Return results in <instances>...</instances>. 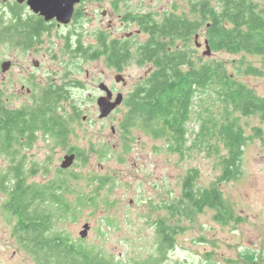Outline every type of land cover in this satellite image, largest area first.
<instances>
[{"label": "rangeland", "instance_id": "1", "mask_svg": "<svg viewBox=\"0 0 264 264\" xmlns=\"http://www.w3.org/2000/svg\"><path fill=\"white\" fill-rule=\"evenodd\" d=\"M198 1L81 2L77 7L80 21L77 18L63 32L70 33L73 45L80 39L85 58L83 55L66 54L67 51H58L56 54L46 51V46L51 43L49 38L34 54L41 63L36 72L39 84L47 85V81L60 83L64 77V80L81 85L72 88L75 97L73 103L81 108L82 116L74 126V134L67 145L84 151L87 160L83 163V160L76 158L67 170V177L72 173L78 174V182L71 180L69 184L83 195L85 204L80 207L73 205L75 220H69L59 227L64 228L74 239H81L79 234L83 226L88 224L90 228L84 238L86 244L96 246L125 264L156 256L159 240L155 233V223L169 220L170 214L165 206L177 202L182 184L189 175L195 176L194 187L198 190L220 191L229 217L225 224L220 223L216 218V210L204 208L203 212L192 216V221L187 218L181 220L179 225L182 229L174 240V247L168 251L167 260L161 264H264L262 114L241 116L232 111L231 107L217 102L213 91L208 90L195 100L187 123V140L181 151L167 140L152 139L140 130H133L128 136L129 150L124 152V141L118 131L126 111L124 102L109 117L99 118V84L107 85L115 97L119 93L123 94L125 101L149 71V66L138 64L136 57V47L144 43L148 36L135 23L126 21L125 17L151 14L155 21L160 22L165 15L174 13L193 19L191 6ZM15 2L0 0V7ZM260 4L264 5V1H260ZM102 10L113 16L114 28L108 33L115 32L114 36L129 40L131 45L133 57L120 70L125 83L115 82L117 74L109 70L105 59L91 62L88 58V53L99 47L98 33L107 30L106 22L101 23ZM129 33L132 36L126 38L125 35ZM194 42L195 39L192 40ZM199 42V53L203 54V36ZM56 43L55 39L54 47ZM16 57L12 46H0V64L3 60L14 61ZM211 57L226 60L229 72L264 99V64L260 58L225 53H215L207 58ZM234 62L249 63L259 69V73L240 75ZM47 76L49 78L45 81ZM18 106L19 102H14L8 107ZM229 122L242 131L245 144L239 149L240 160L232 176L222 179L231 153L223 135L224 127ZM103 146L108 147L110 152L106 157L96 154ZM68 147L56 146L51 138L39 135L38 141L31 148H23L20 153L24 157L27 171L32 167L37 168L36 174H30L27 182L43 184L52 180L68 154ZM8 165V160L4 156L0 157V176L7 172ZM100 179L108 181L101 190L98 188ZM4 198L0 196V264H36L13 236L15 221L3 209ZM67 198L74 202V196Z\"/></svg>", "mask_w": 264, "mask_h": 264}, {"label": "trees", "instance_id": "2", "mask_svg": "<svg viewBox=\"0 0 264 264\" xmlns=\"http://www.w3.org/2000/svg\"><path fill=\"white\" fill-rule=\"evenodd\" d=\"M86 1L101 0H81ZM260 1L264 0H200L191 6L193 19L174 13L165 15L160 22L151 14L125 17L148 36L136 47V57L138 64L149 66V71L124 101L126 111L118 128L124 152L129 150L128 136L133 130H140L152 139L167 140L181 151L187 140V123L195 100L208 90L213 91L217 102L241 116H264L263 100L229 72L227 61L207 58L197 47L203 36L211 55L258 57L264 64V5ZM77 18L80 21V15ZM42 24L39 19V31ZM1 28L0 25V32ZM196 36L197 42L192 43ZM99 40L102 39L98 37ZM99 44L102 49L103 40ZM106 54L109 63L116 64L118 70L133 57L129 40L118 41L116 50L110 51V44L107 45ZM82 55L85 58V53ZM239 63L234 62L238 74L258 75L256 67ZM78 85L69 82L65 87L49 86L39 91L31 104L18 109L4 107L0 101V157L4 156L9 163L7 172L0 176V196L5 197L3 209L15 221L13 236L36 264H125L86 244L85 239H74L59 227L75 220L73 205L80 207L84 203L83 195L69 184L71 180L78 182V174H69L68 178L67 170L60 169L52 180L43 184L27 182L37 168L27 171L21 150L31 148L39 135L51 138L56 146L68 147L74 126L82 116L81 108L73 103L72 88L81 86ZM223 135L231 151L222 176L228 179L238 166L239 149L245 144V138L231 122L224 127ZM67 153H75L77 159L86 163L84 151L68 147ZM96 154L106 157L110 152L103 146ZM98 182L100 190L108 184L102 179ZM194 182V175L185 178L180 198L165 206L169 220L155 223L159 240L156 256L133 264L166 261L182 229L180 221L184 218L192 221V216L204 208L216 210L217 220L225 224L229 214L220 191L198 190ZM68 196H74V202Z\"/></svg>", "mask_w": 264, "mask_h": 264}, {"label": "flooded vegetation", "instance_id": "3", "mask_svg": "<svg viewBox=\"0 0 264 264\" xmlns=\"http://www.w3.org/2000/svg\"><path fill=\"white\" fill-rule=\"evenodd\" d=\"M77 7L78 5L75 6L71 22L67 25L60 24L56 20L46 22L40 15L35 14L26 2L22 4L16 2L9 3L0 7V25L2 27L0 32V46H6L9 44L17 54L14 61L3 60L0 64V101L2 102V106L10 107L14 102H19L18 107L10 108L18 109L27 104H31L37 98L39 91L46 90L49 86H55L58 88L62 86L65 87L68 84L69 81L66 79L64 80V77L60 83L57 82L58 84L54 82L50 83L47 81L49 76L44 78L45 81H47V85L39 84L36 72L41 63L37 61L34 54L37 53L38 49L47 42L48 38L51 43L46 46V51H52L54 54L58 53V51H67L66 54L73 56H81L85 53L80 39H78L76 45H73L70 33L63 32L76 21L77 15H80L77 11ZM39 19L43 22V27L40 31L37 29ZM112 19V14H108L105 10H102L101 23L104 24L106 22L107 30L98 33V37L103 40L104 47L101 49V44H99V42L102 43V40H99V47L91 53H88V55L93 57L90 59L91 62H100L102 59H105L106 65L110 67L109 70L116 74H121V71L118 70L116 64L109 63L106 54L107 45L110 44V51L112 48L116 50L118 41L127 40L124 38L118 39L114 36L115 32L108 33V31H111L114 28ZM74 33L76 32L74 31ZM55 39L57 40L56 47L53 46ZM60 43L61 45L59 46ZM102 50L103 53L101 52ZM49 74H53V72H49ZM87 76H89L88 73ZM110 91L113 95V100L115 99V96L113 90L110 89ZM104 95L105 93L101 92L100 96ZM100 96H98V98Z\"/></svg>", "mask_w": 264, "mask_h": 264}, {"label": "water", "instance_id": "4", "mask_svg": "<svg viewBox=\"0 0 264 264\" xmlns=\"http://www.w3.org/2000/svg\"><path fill=\"white\" fill-rule=\"evenodd\" d=\"M16 3L22 4L24 2L30 7V9L35 13L40 15L46 22L56 20L60 24L67 25L71 22L75 6L81 3V0H15ZM126 37H131L132 33L126 34ZM198 36L195 37V42H197ZM200 47L201 44H197ZM205 52L203 56L210 57L211 51L205 42ZM115 82L121 83L125 82L124 77L121 74L115 76ZM98 88L101 92L105 93L104 96L97 98V106L99 110V118L104 119L110 116V114L115 111L123 102V94L119 93L116 95L115 99L112 100V93L107 85L101 83ZM264 102V99H263ZM85 119V118H83ZM76 159L75 153H68L65 155L61 165V170H68L74 163ZM89 225L85 224L83 226V231L79 234L81 239L86 238Z\"/></svg>", "mask_w": 264, "mask_h": 264}]
</instances>
